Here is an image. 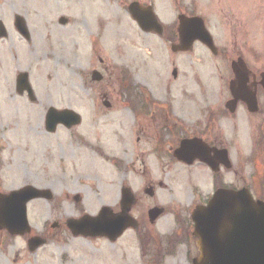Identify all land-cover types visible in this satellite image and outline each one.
Returning <instances> with one entry per match:
<instances>
[{"label":"rangeland","instance_id":"rangeland-1","mask_svg":"<svg viewBox=\"0 0 264 264\" xmlns=\"http://www.w3.org/2000/svg\"><path fill=\"white\" fill-rule=\"evenodd\" d=\"M131 1L86 0L80 6L73 4L69 8L70 24L59 27L57 42L53 43L56 54L52 53V60L47 59L44 69L34 68L40 65L33 67L32 80L39 102L29 104L10 98L8 102L12 105L6 106L0 100V191L9 192L31 184L49 187L54 192L52 199H36L28 206L34 232L51 233L46 246L37 254H29L24 243L17 239L13 248L3 251L0 247V264H144L132 248H127L125 258L120 244L74 236L66 225L68 219L78 218L85 212L97 215L106 194L105 189L102 195V186H110L108 177L117 175L113 159L120 156V161H124L126 154L132 162L138 153L136 143L149 142L136 141L141 133L135 127L137 116L133 108L143 107V90L155 97V105L175 106L180 114L189 117L187 123L198 128L203 126L204 119L200 113L211 112L218 136L228 135L230 139L232 178L236 186L253 184L256 187L264 181L261 176L264 144L255 140L264 131L262 114L251 115L241 103L233 114L226 108L232 96L229 91L233 77L231 58H236L235 54L241 50L252 62L244 26L237 32L230 23V0H141L156 7L166 30L178 24L181 11L201 15L224 52L225 57H216L210 49L198 44L193 52L175 57L184 58L186 68L191 67L187 70L190 72L188 87L184 86L182 77L172 87L162 82L164 77L167 81L173 80L170 73L173 53L163 37L140 29L129 12ZM52 8L55 6H40L45 15H50ZM59 11V15L66 13ZM235 14L249 17L242 9ZM258 30L262 38L259 47L264 49V28ZM256 41L257 38L253 43ZM226 54L230 57L226 58ZM257 58L261 61L258 66L263 67L264 54ZM15 66L12 69L17 70ZM97 69L105 76L103 81L92 80L91 74ZM197 69L201 71L196 73ZM129 81L134 82L131 106L124 100ZM14 85L13 72L0 74V92ZM106 99L111 101L110 108L104 105ZM50 105L78 110L84 122L76 128L60 127L49 134L44 120ZM151 128L147 130L149 133L153 132ZM136 166L141 168V163L137 161ZM153 173L156 181L168 180L158 170L154 169ZM137 182L144 183L145 179L139 177ZM54 223L59 227H52ZM16 250L23 256L17 262L13 256Z\"/></svg>","mask_w":264,"mask_h":264},{"label":"flooded vegetation","instance_id":"flooded-vegetation-1","mask_svg":"<svg viewBox=\"0 0 264 264\" xmlns=\"http://www.w3.org/2000/svg\"><path fill=\"white\" fill-rule=\"evenodd\" d=\"M85 2L86 0H0V31H3L0 36V74L7 75L8 72H13L15 80L13 87L2 89L0 92V100L5 101L6 106L12 105V102H8L10 98V100L12 98L22 99L29 104L39 102L36 86L32 85L34 92L31 94L26 86H19V77L26 72L28 79L33 83V67L40 65V67L34 68L44 69L42 68L43 64L50 57L52 60V53L56 54V46L53 43L57 42L59 27L70 24L69 8L73 4L80 6V3ZM42 5L55 6V8H52L50 15H45L40 9ZM57 5H60L61 8L56 7ZM61 9L66 13L59 15ZM238 9H242L243 14L249 17H238L235 14ZM229 11L230 23L236 27L237 32L241 26H244L247 47L252 52V62L246 59L247 57L241 50L235 54L236 58L233 56L231 59L233 62L234 59H241V57L245 59L250 69L251 87L258 91V101L260 102V110L254 114H262L264 119V91L257 78L258 73L264 72V66H258L261 61L257 58L264 54V49L259 47V41H262V38H260L258 30L264 28V0L259 2L230 0ZM167 29L164 39L172 47L176 41H179L178 28L175 26V28ZM255 38L258 41L254 44ZM185 53L173 54L170 65L173 80L167 81L165 77L162 80L167 86L172 87L173 82L182 77L186 83L184 86L188 87L187 82L190 75L188 71L191 67L186 68L184 58L176 59ZM218 56L225 57L224 52L220 51L216 57ZM229 57V54H226V58ZM100 61L103 63V59ZM200 61L203 62V60ZM233 62L230 63V69H232ZM256 62H258L257 66ZM15 63L19 65L15 66ZM13 65L17 70L12 69ZM201 65L203 64L201 63ZM199 71L201 70H195L196 73ZM3 91L6 93L2 94ZM141 94L144 96L141 102L143 107L141 109L133 108L137 116L135 127H139V133H141V136H137L136 141L146 140L149 142L136 143L138 153L134 154L132 162L128 161L126 154L124 161H120V156H116L113 159V164L118 176L115 174L109 176L111 185L102 186V195L106 189L102 207L109 206L116 213L123 211V207H125V194H130L134 199L130 214L135 220L113 244H120L122 249L124 247L125 258L127 248H132L138 252V256L143 259L144 264H194L195 259L201 254L200 241L195 234L194 209L207 205L218 189L234 188L236 184L232 178V168H227L224 164L213 168L199 159L189 164L178 160L175 157V152L183 141L197 139L198 141L202 140L210 150L228 149L231 154L230 139L228 135L218 136V130L215 131L213 126V115L208 110L200 113L204 119H202L203 126L200 125L198 128L196 124L187 123L189 117L180 114L175 106L155 105V100L153 101L147 92L142 91ZM124 97L125 102L131 106V100L134 98L133 92L125 93ZM261 121L263 120L261 119L257 123ZM158 123H160L159 126ZM149 126L152 127V133L147 131L150 130ZM214 133L217 135L214 136ZM259 135V138L255 139L256 143L264 144V131L263 134L259 132ZM209 149L208 153H210ZM212 155L215 156V151H212ZM137 161L141 163V168L136 166ZM154 169L155 172L158 170L160 175L163 174L168 180L156 181ZM121 170H124V173H120ZM261 176H264V171ZM139 177H143L145 182L137 184ZM170 182L179 184H170ZM250 190L257 200L264 201V184H257L256 187L252 184ZM166 194L171 197L168 198L165 196ZM151 211L153 212L151 213ZM41 234L46 240H49L51 236V233L43 232ZM38 235L40 234L34 231L27 232L23 236H14L5 230L0 231V247L3 251L5 248L9 249L10 246L13 248L16 240L19 239L24 243L27 253L37 254L44 246L37 250H31L30 241L32 237ZM20 253V250L14 251L13 256H15L16 262L23 258Z\"/></svg>","mask_w":264,"mask_h":264},{"label":"water","instance_id":"water-1","mask_svg":"<svg viewBox=\"0 0 264 264\" xmlns=\"http://www.w3.org/2000/svg\"><path fill=\"white\" fill-rule=\"evenodd\" d=\"M132 17L140 27L147 31L164 32L163 25L153 10V7H144L139 2L130 6ZM181 44L174 45L173 51H185L190 49L197 39L203 41L211 49L217 52L205 22L201 17L194 18L180 16ZM1 34V32H0ZM233 68L236 73L231 83L233 99L228 102V107L234 111L239 100L247 103L249 110H257V91L251 90L248 83V71L245 64L235 62ZM94 80H101L103 76L97 71L93 73ZM27 74H22L20 84L30 90V82ZM264 89V74L261 82ZM110 106L109 102H106ZM48 129L55 132L58 125L63 124L69 128L80 125L82 116L71 109L58 110L55 107L48 110ZM197 140L185 141L176 152V157L192 162L195 159L204 160L211 167L224 164L231 167L227 150L215 156L204 153L202 145ZM202 150V151H201ZM217 151V150H216ZM129 196V197H128ZM125 196L126 206L121 214H115L111 209L103 208L98 216L85 214L81 218H70L67 221L68 228L76 236L104 237L109 236L116 240L126 229L131 220L128 216L134 201L128 195ZM53 193L50 189L35 188L27 185L24 188L10 193H0V229L6 228L11 234H24L31 230L28 220L27 207L31 200L36 198L51 199ZM208 206H201L194 211L196 235L200 238L202 255L195 264H264V202L255 201L248 188L241 190L219 189ZM57 226V223L54 225ZM40 241L36 244H43Z\"/></svg>","mask_w":264,"mask_h":264}]
</instances>
